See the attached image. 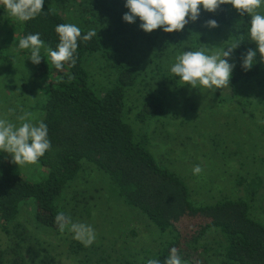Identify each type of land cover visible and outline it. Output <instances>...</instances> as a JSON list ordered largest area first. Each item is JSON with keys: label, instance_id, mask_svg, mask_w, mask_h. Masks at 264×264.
<instances>
[{"label": "rangeland", "instance_id": "obj_1", "mask_svg": "<svg viewBox=\"0 0 264 264\" xmlns=\"http://www.w3.org/2000/svg\"><path fill=\"white\" fill-rule=\"evenodd\" d=\"M44 2L52 4L68 23L94 29L104 40L112 34L115 14L128 12L126 0ZM256 11L264 14V5ZM140 23L139 18L131 23L142 38L127 58L139 77L136 88L127 95L125 114L136 140L150 151L158 165L183 179L194 205L242 199L250 205V216L264 222V83L240 87L235 95L222 88L217 97L215 90L183 84L170 71L176 57L183 51L200 48H205L207 54L227 50L231 43L225 28L186 25L179 32L156 29L146 33ZM19 40L13 18L1 14L0 47L14 58L0 67V118L17 127L22 123L17 117L26 113L37 124L45 99L37 64L29 59L30 49L19 48ZM113 62L101 55L88 59L87 67L96 89L112 80ZM229 63H233V53ZM150 95L162 103L164 113L146 126L138 125L134 116ZM197 165L203 171L193 174ZM14 167L29 182H38L45 175L44 169L35 163ZM57 205L71 223L94 230L91 245L86 246L87 233L75 238L77 234L70 230L71 225L60 233L37 226L33 209L26 204L10 226L16 227L21 237L12 232V240L0 231V249L18 243L20 254L29 264H123L127 260L145 261L174 240V233L161 234L144 214L124 203L102 172L86 163H82L76 178L66 186ZM224 246L219 231L211 228L195 245L201 263L195 258L182 261L226 264Z\"/></svg>", "mask_w": 264, "mask_h": 264}, {"label": "trees", "instance_id": "obj_2", "mask_svg": "<svg viewBox=\"0 0 264 264\" xmlns=\"http://www.w3.org/2000/svg\"><path fill=\"white\" fill-rule=\"evenodd\" d=\"M1 14L13 18L20 39L39 33L46 46L41 48L37 77L43 84L45 96L40 121L47 125L51 141V148L35 163L45 171L44 178L38 182L23 179L11 162V154L0 151V231L3 234L12 240V232L21 237L17 228L10 226L14 225L21 206L26 204L33 209L37 226L60 233L56 216L61 212L68 215L59 208L57 200L76 178L82 163H86L102 172L124 203L144 214L161 234L169 231L175 234L174 240L149 259H158L164 264L171 249L176 248L182 260L195 258L201 263L195 245L207 230L214 228L224 240L226 264H264V222L250 216L248 202L222 199L212 204L194 205L183 179L158 165L150 151L136 140L125 114L127 95L136 88L139 73L127 58L142 36L123 21V14H115L112 34L106 40L98 33L89 41L78 40L75 66L66 62L59 71L46 48L56 50L59 37L55 27L68 22L52 4L44 2L42 12L28 21L18 20L2 5ZM209 19L225 28L231 46L238 44L233 50L235 67L230 83L224 88L235 95L240 87L263 84L264 58L259 53L250 70L242 68L247 50L256 49L249 34L250 15H240L231 4H223L215 12L205 11L201 6L199 18L189 20L187 25L206 26ZM80 29L82 35L92 30L87 26ZM130 35L134 39H127ZM29 52L31 54V49ZM95 55L114 61L110 65L114 69L112 80L99 90L92 84L87 67L88 59ZM12 58L0 47V67L10 63ZM169 79L174 80L171 76ZM221 90L216 89L214 96H220ZM163 113L162 103L150 95L139 107L134 122L146 126ZM149 259L127 260L123 264H147ZM0 264L29 263L15 243L11 248L0 249Z\"/></svg>", "mask_w": 264, "mask_h": 264}, {"label": "clouds", "instance_id": "obj_3", "mask_svg": "<svg viewBox=\"0 0 264 264\" xmlns=\"http://www.w3.org/2000/svg\"><path fill=\"white\" fill-rule=\"evenodd\" d=\"M223 4H231L240 15H250V38L256 44V49H248L243 56L242 68L247 71L254 64L257 53L264 58V14L256 10L264 5V0H126L125 7L128 12L123 14V21L134 23L137 18L141 21L139 27L146 33L162 29L165 33L182 31L189 20L196 21L201 12V6L205 11L215 12ZM8 12L20 21H28L42 12L44 0H0ZM209 28L218 27L214 19L205 22ZM59 43L56 50L46 48L52 64L57 71L62 70L66 62L76 64L75 53L78 48V40L89 41L97 36L96 30H88L82 35L80 27L72 23H61L55 27ZM40 34H29L19 40L20 49H31L29 59L33 64H39L41 48H45ZM238 47L234 44L220 52L207 54L205 48L196 51H183L176 57V62L170 71L176 77L193 88L208 90L222 89L229 86L232 71L235 64L229 63L233 50ZM10 112L12 110H9ZM30 114L17 117L22 121L19 127L4 118H0V151L11 154V162L16 165L37 163L51 148L48 137L47 125L40 121L33 124L29 119ZM203 169L197 165L193 174H200ZM60 231L71 225L70 230L79 239L81 234L87 233L86 246L95 240V233L90 227L82 224L71 223L70 217L63 212L56 216ZM147 264H161L158 259H149ZM164 264H187L182 261L176 248L171 249L170 255Z\"/></svg>", "mask_w": 264, "mask_h": 264}]
</instances>
